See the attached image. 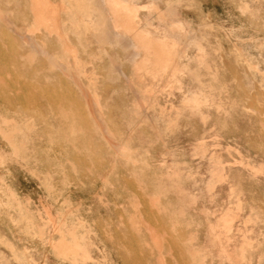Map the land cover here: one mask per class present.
I'll return each instance as SVG.
<instances>
[{
  "label": "rangeland",
  "instance_id": "rangeland-1",
  "mask_svg": "<svg viewBox=\"0 0 264 264\" xmlns=\"http://www.w3.org/2000/svg\"><path fill=\"white\" fill-rule=\"evenodd\" d=\"M0 264H264V0H0Z\"/></svg>",
  "mask_w": 264,
  "mask_h": 264
},
{
  "label": "bare ground",
  "instance_id": "bare-ground-1",
  "mask_svg": "<svg viewBox=\"0 0 264 264\" xmlns=\"http://www.w3.org/2000/svg\"><path fill=\"white\" fill-rule=\"evenodd\" d=\"M35 15V14H34ZM46 17V16H45ZM53 26V25H52ZM156 50V49H155ZM157 50H158V48H157ZM166 51V50H165ZM165 51H163V53L165 52ZM161 52H162V50H161ZM153 53V52H152ZM158 53V52H157ZM160 54V53H159ZM165 54H167V53H165ZM161 57V56H160ZM159 57V58H160ZM162 57H164L163 55H162ZM161 59V58H160ZM161 60H163V59H161ZM4 82V81H3ZM94 157V156H93ZM151 218V217H150ZM152 227V226H151ZM147 228H149V227H147ZM155 230V229H154ZM158 230V229H157ZM169 244V243H168Z\"/></svg>",
  "mask_w": 264,
  "mask_h": 264
}]
</instances>
